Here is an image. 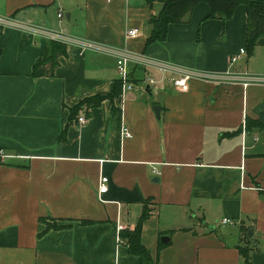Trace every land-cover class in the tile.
Listing matches in <instances>:
<instances>
[{"label":"crops","instance_id":"crops-1","mask_svg":"<svg viewBox=\"0 0 264 264\" xmlns=\"http://www.w3.org/2000/svg\"><path fill=\"white\" fill-rule=\"evenodd\" d=\"M159 9L146 0H0V16L16 25L0 27V147L13 156L0 165V264H142L119 235L145 208L141 239L153 264H247L245 255L264 264V192L254 187L264 179V126L247 128L264 125V83L224 78L264 76V38L232 64L246 49L245 6L223 21L201 3L164 42L147 44ZM127 29L140 35L127 41ZM51 41L67 56L54 76L35 78ZM124 47L147 59L130 66L133 91L116 69ZM186 71L200 76L175 89L172 78ZM119 82L115 99L81 105Z\"/></svg>","mask_w":264,"mask_h":264},{"label":"trees","instance_id":"trees-1","mask_svg":"<svg viewBox=\"0 0 264 264\" xmlns=\"http://www.w3.org/2000/svg\"><path fill=\"white\" fill-rule=\"evenodd\" d=\"M146 3L151 9L154 5L160 6L159 12L152 14L148 21L147 44L164 42L168 37L169 26L189 18L194 8L201 3L210 7L208 19H221L223 21L230 20L238 7L245 6L248 20L246 51L249 56L254 54L259 39L264 38V0H146ZM60 56H67V46L55 41L47 43L45 54L34 64L32 76L35 78L54 76L55 70L59 67ZM120 93L121 84L119 82L116 83L113 92L108 97L96 96L85 99L81 105L87 104L96 108L105 99H115ZM81 105L72 109V118L77 115ZM263 126V123L257 121H247L248 129ZM60 140H65V132L62 133ZM149 215L150 210L145 208L135 230L120 234L121 238L125 240L130 254L140 257L142 264H153L151 255L142 244L141 239L142 227ZM52 228L60 229L61 227ZM245 256L246 263L250 264L249 257Z\"/></svg>","mask_w":264,"mask_h":264},{"label":"built area","instance_id":"built-area-1","mask_svg":"<svg viewBox=\"0 0 264 264\" xmlns=\"http://www.w3.org/2000/svg\"><path fill=\"white\" fill-rule=\"evenodd\" d=\"M58 18L60 20H63L65 18L64 13L62 11L59 12ZM7 26H16L15 23L13 24L12 21L8 20L7 18H3L0 16V27H7ZM140 35V31L138 29H127L125 33V39L127 41L136 39ZM247 56V51L245 48L241 49L239 53L233 55L230 59L232 64L238 63L243 57ZM146 60L144 57L138 56L134 54L132 51H130L127 47H124L120 50V53L117 57L116 61V69L119 75V79L122 82L123 90L124 91H133L135 89V85L132 82L131 79V71L130 66L131 64H141L145 65ZM164 73L167 72V69L162 70ZM196 72L193 71H186L183 73H180V75H177L176 77L172 78L171 82L175 89H184L187 87L188 83L196 78L199 77ZM225 80L231 83H238L241 82L245 86H248L252 83H264V76L261 77H253L250 76L247 73H237V74H228L224 76ZM155 80L150 79L149 84L153 85L155 84ZM79 122L81 124L86 123V119L84 117L79 118ZM121 135L125 139H130L133 137V134L131 130L127 126H122L121 128ZM13 158L12 155L8 153V151L5 148L0 147V165L6 164L9 162V160ZM153 172H157L156 167H153ZM108 178L105 176H102L100 179V185H99V194H104L108 189ZM256 190L264 192V179L262 181V184L259 186H254ZM224 224H232V221L229 219L223 220ZM124 228L119 226L118 232L119 234L122 232ZM119 241H123L121 236L119 235Z\"/></svg>","mask_w":264,"mask_h":264},{"label":"water","instance_id":"water-1","mask_svg":"<svg viewBox=\"0 0 264 264\" xmlns=\"http://www.w3.org/2000/svg\"><path fill=\"white\" fill-rule=\"evenodd\" d=\"M155 110H156V113L159 114V110H160L159 107H157ZM169 239H170L169 237L163 236L161 237V243L167 244L169 242Z\"/></svg>","mask_w":264,"mask_h":264}]
</instances>
